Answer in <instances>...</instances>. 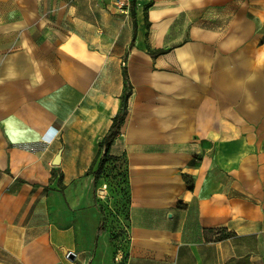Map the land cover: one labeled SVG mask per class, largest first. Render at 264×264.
I'll return each instance as SVG.
<instances>
[{"label":"crops","instance_id":"obj_1","mask_svg":"<svg viewBox=\"0 0 264 264\" xmlns=\"http://www.w3.org/2000/svg\"><path fill=\"white\" fill-rule=\"evenodd\" d=\"M135 17L131 46V14L102 0H0V264H264V0H137ZM124 66L114 227L86 171Z\"/></svg>","mask_w":264,"mask_h":264},{"label":"rangeland","instance_id":"obj_2","mask_svg":"<svg viewBox=\"0 0 264 264\" xmlns=\"http://www.w3.org/2000/svg\"><path fill=\"white\" fill-rule=\"evenodd\" d=\"M59 27V25L57 26ZM75 29V25H72ZM129 90V88H128ZM125 95V90L121 96V101ZM125 166L122 159H117L107 162L102 170L100 177L93 184L94 193L102 191L106 199L101 201V210L103 211L105 218L112 223V226L120 225V218L123 216V210L125 208ZM103 185H106L105 189H102Z\"/></svg>","mask_w":264,"mask_h":264},{"label":"trees","instance_id":"obj_3","mask_svg":"<svg viewBox=\"0 0 264 264\" xmlns=\"http://www.w3.org/2000/svg\"><path fill=\"white\" fill-rule=\"evenodd\" d=\"M135 7H136V0L133 1L132 8H131V17L133 20V37H132V41H131V46L134 45V41H135V37H136V30H137V22H136V17H135ZM123 76H124V83H125V85H124L125 86V95L124 96H129L130 90H128V88L130 89V83H129V78H128L126 66L123 67ZM126 117H127V109H126V107L124 109H122V105H121V109L113 116L112 123H111L109 129L105 133L103 139L99 142V150H98L97 154L95 155V158H94L90 168L86 171V174L87 175L93 174L95 181H97L100 177L101 170H102L103 166L107 162L117 160V159H122L124 166H125L124 180H125V187H126L125 190L127 192V173H126L125 159L123 157L110 154L111 145H112L114 139L117 137V135L121 132V128L125 122ZM97 161H98V165L94 169V166H95ZM185 180L189 183V186H192V180L186 175H185ZM102 227H103V223H101L99 226V229H98L99 233H101Z\"/></svg>","mask_w":264,"mask_h":264},{"label":"built area","instance_id":"obj_4","mask_svg":"<svg viewBox=\"0 0 264 264\" xmlns=\"http://www.w3.org/2000/svg\"><path fill=\"white\" fill-rule=\"evenodd\" d=\"M112 9L116 10L117 12L129 15L131 14V8L134 0H102ZM137 1V0H136ZM106 185H103L102 189H105ZM99 194H103L102 191L99 192ZM129 242V236L127 233H124L123 239L118 245L116 252H115V260L122 261L125 258V255L127 253V246Z\"/></svg>","mask_w":264,"mask_h":264},{"label":"water","instance_id":"obj_5","mask_svg":"<svg viewBox=\"0 0 264 264\" xmlns=\"http://www.w3.org/2000/svg\"><path fill=\"white\" fill-rule=\"evenodd\" d=\"M126 102H127V96H124L123 100H122V109H124L126 107ZM60 163V152L57 153V155L55 156V159L53 160V164L54 165H58ZM68 256H70L71 258H73V254L68 252L67 253Z\"/></svg>","mask_w":264,"mask_h":264}]
</instances>
